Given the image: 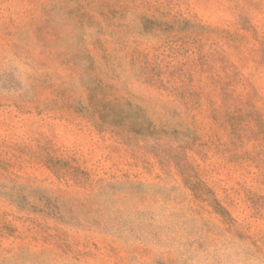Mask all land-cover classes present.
<instances>
[{
	"label": "rangeland",
	"instance_id": "1",
	"mask_svg": "<svg viewBox=\"0 0 264 264\" xmlns=\"http://www.w3.org/2000/svg\"><path fill=\"white\" fill-rule=\"evenodd\" d=\"M0 264H264V0H0Z\"/></svg>",
	"mask_w": 264,
	"mask_h": 264
}]
</instances>
